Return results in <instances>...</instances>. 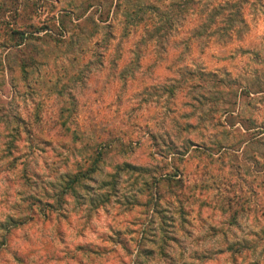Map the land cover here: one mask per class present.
Wrapping results in <instances>:
<instances>
[{"label": "clouds", "instance_id": "1", "mask_svg": "<svg viewBox=\"0 0 264 264\" xmlns=\"http://www.w3.org/2000/svg\"><path fill=\"white\" fill-rule=\"evenodd\" d=\"M0 264H264V0H0Z\"/></svg>", "mask_w": 264, "mask_h": 264}]
</instances>
